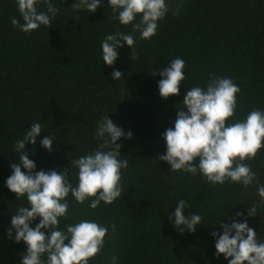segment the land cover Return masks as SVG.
<instances>
[{
  "label": "trees",
  "instance_id": "trees-1",
  "mask_svg": "<svg viewBox=\"0 0 264 264\" xmlns=\"http://www.w3.org/2000/svg\"><path fill=\"white\" fill-rule=\"evenodd\" d=\"M51 2L58 9L51 26L41 25L29 35L11 24V17L23 23L16 0H0V264H20L27 247L15 242L14 231L8 237L11 216L28 206L26 197L16 199L6 187L10 164L19 162L16 142L34 122L40 123L36 144L25 146L35 171L59 173L68 167L75 187L78 169L71 161L102 143L97 125L107 115L133 137L117 141L119 159L128 161L121 169L122 195L92 209L91 200L78 204L69 193L68 215L59 218L62 231L82 220L107 227L104 246L89 264H113V257L114 264H228L223 255L215 256L216 238L211 235L222 234L221 222L247 220L257 241L264 243V203H259L255 182L247 188L231 182L212 185L199 173L172 172L158 160L166 152L162 134L174 128L186 91L206 90L210 79L227 77L240 88L228 124L243 121L253 110L264 112V0L165 1L168 11L150 40H142L139 30L133 32L140 15L122 25L113 19L108 0H100L95 13L73 10L76 0ZM37 9L47 13L43 3ZM118 32L132 35L135 45L133 50L126 44L117 49L118 59L110 67L103 64L101 43ZM177 57L185 61V79L179 95L165 100L158 88L162 77L151 74ZM114 70L122 73L118 81L112 78ZM45 135L55 137L51 152L41 146ZM246 162L264 185V148ZM180 199L189 206L185 216L203 217L194 233L185 228L181 234L169 220ZM254 202L257 215L249 216Z\"/></svg>",
  "mask_w": 264,
  "mask_h": 264
},
{
  "label": "clouds",
  "instance_id": "clouds-1",
  "mask_svg": "<svg viewBox=\"0 0 264 264\" xmlns=\"http://www.w3.org/2000/svg\"><path fill=\"white\" fill-rule=\"evenodd\" d=\"M39 3L46 5L47 13L38 11ZM16 4L23 23L11 17V24L29 35L41 25L50 27L58 11L51 0H16ZM108 6L112 9L113 19H118L122 25L131 24L140 15L141 21L133 25V32L139 30L142 40H150L156 34L157 22L168 11L165 0H108ZM98 7L100 0H76L71 8L95 13ZM125 44L133 50L134 37L119 32L107 35L101 43L103 64L113 66L119 55L117 49ZM184 67L185 61L177 57L167 67L151 74L155 76L158 72L162 77L158 81L161 98L166 100L179 95V86L185 79ZM121 77L120 71L112 72L114 80ZM239 92V86L227 77L210 79L206 90L200 87L187 90L182 102L184 107L177 112L174 128L170 127L162 134L166 152L158 160L170 165L172 172L183 171L193 176L199 173L212 185L231 182L247 188L255 182L259 203H264V185L246 162L255 159L264 148V112L253 110L243 121L228 124L235 115ZM185 108L187 111L183 110ZM41 132L42 125L34 122L24 138L15 144L19 162L10 164L12 174L6 180V187L16 199L26 197L30 207H19L11 216L8 237L11 239L14 231L15 242L23 241L27 246L20 264H89L104 246L107 227L82 220L65 225L66 231H62L59 230V218L68 215L66 198L69 193L78 204L91 200L89 207L92 209L101 202L112 204L121 197V169L128 167V161L119 159L121 145L117 141L133 138L132 132L125 133L108 115L103 117L96 132L102 143L92 153L71 161L78 169L75 187L68 180V167L59 173L56 170L35 171L36 164L29 159L25 146L28 143L35 145ZM54 138L45 135L40 141L41 146L51 152ZM197 158L198 165L195 163ZM187 207L186 201L180 199L174 213L169 215L175 230L181 234L185 228L194 233L203 220L201 215L190 213L185 216ZM241 215L236 213L237 217ZM248 215H257L255 202L248 208ZM37 218L40 220L36 227H30ZM220 227L222 234L211 233L216 238L217 258L223 255L228 264H264V243L257 241V234L247 220L230 224L221 222ZM45 255L46 261L42 259ZM112 260L114 264L116 257Z\"/></svg>",
  "mask_w": 264,
  "mask_h": 264
},
{
  "label": "rangeland",
  "instance_id": "rangeland-1",
  "mask_svg": "<svg viewBox=\"0 0 264 264\" xmlns=\"http://www.w3.org/2000/svg\"><path fill=\"white\" fill-rule=\"evenodd\" d=\"M165 1L171 4H180L183 2V0H165Z\"/></svg>",
  "mask_w": 264,
  "mask_h": 264
}]
</instances>
